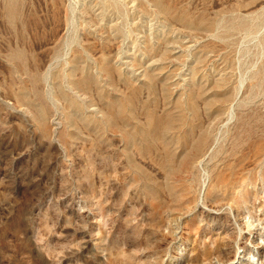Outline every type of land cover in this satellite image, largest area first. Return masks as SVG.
Instances as JSON below:
<instances>
[{"label":"rangeland","instance_id":"rangeland-1","mask_svg":"<svg viewBox=\"0 0 264 264\" xmlns=\"http://www.w3.org/2000/svg\"><path fill=\"white\" fill-rule=\"evenodd\" d=\"M0 264H264V0H0Z\"/></svg>","mask_w":264,"mask_h":264}]
</instances>
